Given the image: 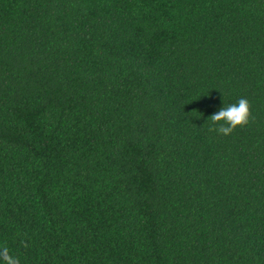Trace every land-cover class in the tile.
Masks as SVG:
<instances>
[{
  "label": "trees",
  "instance_id": "trees-1",
  "mask_svg": "<svg viewBox=\"0 0 264 264\" xmlns=\"http://www.w3.org/2000/svg\"><path fill=\"white\" fill-rule=\"evenodd\" d=\"M0 245L264 264V0H0Z\"/></svg>",
  "mask_w": 264,
  "mask_h": 264
},
{
  "label": "clouds",
  "instance_id": "clouds-1",
  "mask_svg": "<svg viewBox=\"0 0 264 264\" xmlns=\"http://www.w3.org/2000/svg\"><path fill=\"white\" fill-rule=\"evenodd\" d=\"M212 126L209 131L218 135L229 136L238 127H246L253 119L252 104L241 97L236 103L220 108L209 118ZM0 262L2 264H20L19 256L12 254L6 245H0Z\"/></svg>",
  "mask_w": 264,
  "mask_h": 264
}]
</instances>
